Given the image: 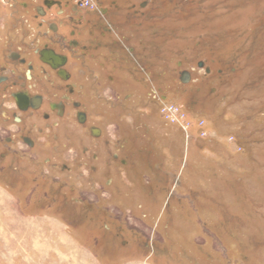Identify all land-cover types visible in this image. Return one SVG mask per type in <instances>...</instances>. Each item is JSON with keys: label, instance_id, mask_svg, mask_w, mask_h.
<instances>
[{"label": "rangeland", "instance_id": "rangeland-1", "mask_svg": "<svg viewBox=\"0 0 264 264\" xmlns=\"http://www.w3.org/2000/svg\"><path fill=\"white\" fill-rule=\"evenodd\" d=\"M147 2L148 62H204L216 80L149 84L122 110L100 106L126 168L100 160L92 172L88 140L64 132L42 157L71 173L0 166V264H264V0ZM158 88L161 103L146 95ZM164 104L192 120L186 134L162 119ZM41 181L43 192H29Z\"/></svg>", "mask_w": 264, "mask_h": 264}, {"label": "flooded vegetation", "instance_id": "flooded-vegetation-1", "mask_svg": "<svg viewBox=\"0 0 264 264\" xmlns=\"http://www.w3.org/2000/svg\"><path fill=\"white\" fill-rule=\"evenodd\" d=\"M149 4L144 0H0L2 172L30 171L40 164L43 171L59 166L61 162L42 155L52 135L63 132L75 134L78 142L88 140L89 147L83 145L81 150L92 172H101L95 167L100 160L107 169L110 165L126 168L130 158L124 141L105 137L107 125L100 119L105 111L100 106L122 110L132 98L138 100V90L149 84L167 82L179 88L216 80L204 62L189 67L175 60L166 71L148 62L144 6ZM161 92L158 88L146 95L161 103L166 98ZM60 168L71 173L65 164ZM41 178L48 179L47 173ZM107 178L105 184L111 188L114 178ZM38 183L29 192H43L39 187L46 184ZM68 201L61 199V209L66 210Z\"/></svg>", "mask_w": 264, "mask_h": 264}, {"label": "built area", "instance_id": "built-area-1", "mask_svg": "<svg viewBox=\"0 0 264 264\" xmlns=\"http://www.w3.org/2000/svg\"><path fill=\"white\" fill-rule=\"evenodd\" d=\"M160 112L162 119L165 120L167 123L176 125L185 134L188 132L192 120L188 118L182 108L173 104H164L162 105ZM199 136L206 137V133L201 132Z\"/></svg>", "mask_w": 264, "mask_h": 264}, {"label": "crops", "instance_id": "crops-1", "mask_svg": "<svg viewBox=\"0 0 264 264\" xmlns=\"http://www.w3.org/2000/svg\"><path fill=\"white\" fill-rule=\"evenodd\" d=\"M128 167V166H127ZM120 182V180H118ZM143 207H144V203H143Z\"/></svg>", "mask_w": 264, "mask_h": 264}, {"label": "bare ground", "instance_id": "bare-ground-1", "mask_svg": "<svg viewBox=\"0 0 264 264\" xmlns=\"http://www.w3.org/2000/svg\"><path fill=\"white\" fill-rule=\"evenodd\" d=\"M41 195V194H40Z\"/></svg>", "mask_w": 264, "mask_h": 264}]
</instances>
